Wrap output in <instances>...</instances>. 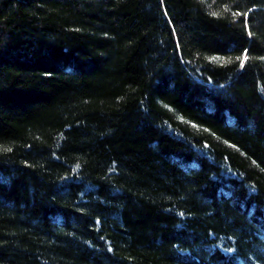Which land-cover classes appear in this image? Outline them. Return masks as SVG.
I'll return each mask as SVG.
<instances>
[{
  "label": "trees",
  "instance_id": "obj_1",
  "mask_svg": "<svg viewBox=\"0 0 264 264\" xmlns=\"http://www.w3.org/2000/svg\"><path fill=\"white\" fill-rule=\"evenodd\" d=\"M0 264H264V0H0Z\"/></svg>",
  "mask_w": 264,
  "mask_h": 264
},
{
  "label": "snow or ice",
  "instance_id": "obj_2",
  "mask_svg": "<svg viewBox=\"0 0 264 264\" xmlns=\"http://www.w3.org/2000/svg\"><path fill=\"white\" fill-rule=\"evenodd\" d=\"M246 15V14H245ZM245 51H247V50H245ZM245 59H247V56L245 55Z\"/></svg>",
  "mask_w": 264,
  "mask_h": 264
}]
</instances>
